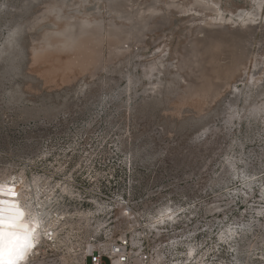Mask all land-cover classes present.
Masks as SVG:
<instances>
[{"label":"rangeland","instance_id":"1","mask_svg":"<svg viewBox=\"0 0 264 264\" xmlns=\"http://www.w3.org/2000/svg\"><path fill=\"white\" fill-rule=\"evenodd\" d=\"M119 2L0 0V178L55 231L31 264H87L125 236L150 263L264 264V0ZM52 4L102 24L92 56L34 58L63 23ZM236 37L239 69L210 101L200 84L229 61L205 51Z\"/></svg>","mask_w":264,"mask_h":264},{"label":"bare ground","instance_id":"2","mask_svg":"<svg viewBox=\"0 0 264 264\" xmlns=\"http://www.w3.org/2000/svg\"><path fill=\"white\" fill-rule=\"evenodd\" d=\"M119 1L120 0H118L117 3L121 4V2ZM251 1L256 8L260 7L261 9L263 0H251ZM213 8H214V11L217 13L220 11V9L216 8L215 6H213ZM49 10L50 12L55 14L57 19L63 20V23L55 32L53 31L54 33L52 35L48 34V36H46V38L43 39L44 43L42 46V50L35 51L34 58H49V56L51 55L50 50L54 48L58 52L66 51V54L68 56L73 55V56L79 57L80 55H83L84 57H88L90 56L89 55L90 53L92 56V52H86L85 50H88L91 48L93 50L94 49L93 46H96V47L100 46L102 42V36H101L102 35V24L94 23V26H93L92 24L93 22L90 18L83 17L79 19V21L75 25L73 24V22H69L66 19H64L67 17V15H66V12H64V10L60 6L56 4H52L49 7ZM88 26L91 28H89ZM112 28L115 29L116 27L113 26L110 29L112 30ZM120 28L122 27H119V30ZM127 30H131L132 32V33H128L129 36L134 35V34L138 35L140 32V30L134 27L131 29H127ZM112 31L110 32L111 39L109 38V41L110 40L112 41V42L110 41V45L112 43V45L117 47L119 46V43H121V40L123 37L128 38L125 35L126 34L125 30L124 31L121 30L122 32L120 33L117 30H116L117 32L116 31L112 32ZM10 33H11V29L9 30L7 36L5 37L4 43L7 37L10 35ZM226 41L231 44L236 45L238 50L234 48L233 46H228V44L222 47L221 46L222 43L217 42L216 44H211V46L205 51V58H209L211 62L214 61L216 63L217 62L219 63L222 60L227 61L228 59L229 62L227 64L223 66H217L214 64V67L211 68L210 70L213 71L214 75L216 74L215 76L217 77H215V79L222 77L225 79V82L223 83L225 84V87L226 86L231 87L232 84L230 85L229 79L239 69V60L242 61L241 54L239 53L241 41L237 37L226 39ZM203 50L204 49H202V51ZM263 80H264V71H261L260 77H258L256 81H254V85L255 87H257L258 90L262 88L263 83H264ZM213 84L214 82L211 81V79L209 80V78H207L206 76V78L201 82L199 90H201L204 94L210 95L215 89H218V86H219L218 84L217 85H213ZM21 180H14L12 177L0 178V212H2L5 219H10L16 216L18 213H22V215L20 216V219L17 221V224L19 225V227L16 230L21 233H23L25 230L30 231L32 233V240H33L34 246L28 253L26 260L20 261L18 262V264H31L35 259H38L40 255L44 254V251L42 250L41 245L43 242H45L46 237L48 239H50V237L54 239L55 231L53 230V225H54L53 222L50 225L49 224L43 225L41 223V217L39 216L37 211L31 212L30 209H26L25 205L23 204L21 200V196H20V193L23 188L22 187L23 182ZM175 215H176V211H171L168 214L165 212L163 216L174 218ZM195 253H196V249L193 246H191L189 249V253H187L185 259L189 260L191 258H196ZM89 254H87V256H89ZM192 263L193 262H189V264H192ZM0 264H3V262L0 261ZM151 264H155V260H153ZM156 264H160V263L156 262ZM164 264H167V263H164Z\"/></svg>","mask_w":264,"mask_h":264},{"label":"snow or ice","instance_id":"3","mask_svg":"<svg viewBox=\"0 0 264 264\" xmlns=\"http://www.w3.org/2000/svg\"><path fill=\"white\" fill-rule=\"evenodd\" d=\"M22 213L5 219L0 212V261L7 258L8 264H18L21 258H27L33 247L32 233L25 230L23 233L17 231V221Z\"/></svg>","mask_w":264,"mask_h":264},{"label":"built area","instance_id":"4","mask_svg":"<svg viewBox=\"0 0 264 264\" xmlns=\"http://www.w3.org/2000/svg\"><path fill=\"white\" fill-rule=\"evenodd\" d=\"M135 253L130 242L124 239L103 244L88 256L87 264H151V250L142 245Z\"/></svg>","mask_w":264,"mask_h":264},{"label":"water","instance_id":"5","mask_svg":"<svg viewBox=\"0 0 264 264\" xmlns=\"http://www.w3.org/2000/svg\"><path fill=\"white\" fill-rule=\"evenodd\" d=\"M107 2H108V6L112 9V10H117V9H119V4L116 2V0H106ZM137 36V37H136ZM135 37L137 38V39H139L138 37V35H135ZM243 59H247V58H243ZM241 60H242V58H241ZM221 86V87H220ZM220 86H218V89H215L211 94H210V101H213L215 98H217L220 94H221V92H222V90L225 88V84H221ZM220 87V88H219Z\"/></svg>","mask_w":264,"mask_h":264},{"label":"clouds","instance_id":"6","mask_svg":"<svg viewBox=\"0 0 264 264\" xmlns=\"http://www.w3.org/2000/svg\"><path fill=\"white\" fill-rule=\"evenodd\" d=\"M33 246H34V245H33ZM24 260H26V258H21V259H20V261H24ZM20 261H19V262H20ZM4 264H8V260H7V258L5 259Z\"/></svg>","mask_w":264,"mask_h":264}]
</instances>
